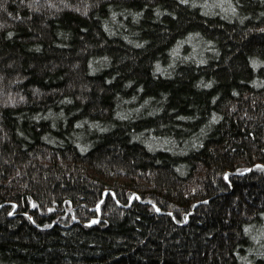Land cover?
I'll list each match as a JSON object with an SVG mask.
<instances>
[{"label":"trees","instance_id":"obj_1","mask_svg":"<svg viewBox=\"0 0 264 264\" xmlns=\"http://www.w3.org/2000/svg\"><path fill=\"white\" fill-rule=\"evenodd\" d=\"M0 264H264V0H0Z\"/></svg>","mask_w":264,"mask_h":264},{"label":"snow or ice","instance_id":"obj_2","mask_svg":"<svg viewBox=\"0 0 264 264\" xmlns=\"http://www.w3.org/2000/svg\"><path fill=\"white\" fill-rule=\"evenodd\" d=\"M11 35V34H10ZM227 176H228V174L227 173H225V178L227 179ZM35 206V205H34ZM157 211H160V209L159 208H157ZM187 217H185V219H186ZM93 222H95V221H89L88 223H93Z\"/></svg>","mask_w":264,"mask_h":264}]
</instances>
